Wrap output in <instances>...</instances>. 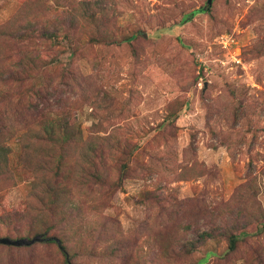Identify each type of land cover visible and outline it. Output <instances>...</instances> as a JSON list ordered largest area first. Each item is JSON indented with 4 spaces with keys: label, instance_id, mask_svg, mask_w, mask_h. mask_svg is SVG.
I'll return each mask as SVG.
<instances>
[{
    "label": "rangeland",
    "instance_id": "1",
    "mask_svg": "<svg viewBox=\"0 0 264 264\" xmlns=\"http://www.w3.org/2000/svg\"><path fill=\"white\" fill-rule=\"evenodd\" d=\"M207 2L0 0V264H264V0Z\"/></svg>",
    "mask_w": 264,
    "mask_h": 264
},
{
    "label": "trees",
    "instance_id": "2",
    "mask_svg": "<svg viewBox=\"0 0 264 264\" xmlns=\"http://www.w3.org/2000/svg\"><path fill=\"white\" fill-rule=\"evenodd\" d=\"M200 12H202V10L192 13V15L195 14V13H200ZM7 163H8L7 157L6 156H2L1 155V151H0V164L3 165V166L4 165L6 166ZM0 181H1V178H0ZM33 214L36 215L35 212ZM25 216H26V211L23 213V215H19L17 213L10 214L9 212H4L3 214L0 215V222H2V223L7 222L9 224L10 223V218H14V220H22V217H25ZM8 238H10V237H8ZM10 239H12V238H10ZM20 239H23V238H20ZM51 240H53V239H51ZM54 242L58 245V247L62 251L64 250V247L62 246V244L59 241L57 242L55 240ZM234 243H235V238L233 237L229 241L230 249L234 248ZM64 255H65V253H64Z\"/></svg>",
    "mask_w": 264,
    "mask_h": 264
},
{
    "label": "water",
    "instance_id": "3",
    "mask_svg": "<svg viewBox=\"0 0 264 264\" xmlns=\"http://www.w3.org/2000/svg\"><path fill=\"white\" fill-rule=\"evenodd\" d=\"M212 0H208V5L211 4ZM45 239L41 236H36L32 238L31 240H28L26 238L23 239H10L8 237H0V245L4 246H12V247H22V246H30L36 242L44 241ZM58 242V240H56Z\"/></svg>",
    "mask_w": 264,
    "mask_h": 264
}]
</instances>
